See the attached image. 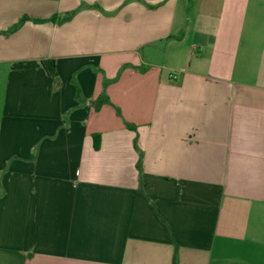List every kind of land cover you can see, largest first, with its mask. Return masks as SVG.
<instances>
[{
	"label": "crops",
	"instance_id": "0c3cea01",
	"mask_svg": "<svg viewBox=\"0 0 264 264\" xmlns=\"http://www.w3.org/2000/svg\"><path fill=\"white\" fill-rule=\"evenodd\" d=\"M175 254L264 264V0H0V264Z\"/></svg>",
	"mask_w": 264,
	"mask_h": 264
},
{
	"label": "trees",
	"instance_id": "16d2710c",
	"mask_svg": "<svg viewBox=\"0 0 264 264\" xmlns=\"http://www.w3.org/2000/svg\"><path fill=\"white\" fill-rule=\"evenodd\" d=\"M76 13L77 11H74V12H71L70 14H66L64 17H59L58 15H56L51 18V21L61 24V23L71 20ZM43 64H44L45 69L48 71V73H50V70L48 68L49 61H44ZM109 103L110 101L108 97H106L105 95H102L96 102V109H100L102 105L109 104ZM94 143H95V148L99 149L100 144H101V136L99 134L94 135ZM177 259H178L177 254H175L174 264H178Z\"/></svg>",
	"mask_w": 264,
	"mask_h": 264
},
{
	"label": "built area",
	"instance_id": "2783aa9c",
	"mask_svg": "<svg viewBox=\"0 0 264 264\" xmlns=\"http://www.w3.org/2000/svg\"><path fill=\"white\" fill-rule=\"evenodd\" d=\"M174 78H176L177 76L176 75H173Z\"/></svg>",
	"mask_w": 264,
	"mask_h": 264
}]
</instances>
